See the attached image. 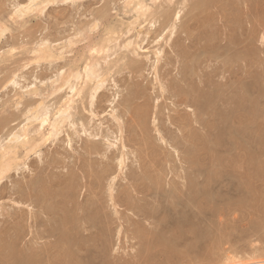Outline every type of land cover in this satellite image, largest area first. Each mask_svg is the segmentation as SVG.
<instances>
[{"label":"rangeland","instance_id":"374dc122","mask_svg":"<svg viewBox=\"0 0 264 264\" xmlns=\"http://www.w3.org/2000/svg\"><path fill=\"white\" fill-rule=\"evenodd\" d=\"M31 1L0 0V26L6 29L5 33L1 32L4 36L0 37V52L4 54L0 61V143L1 140L6 141L9 135L24 126L29 117L31 118L30 115L39 111L43 105H46L45 109L49 107L54 117L56 109L66 100L69 92L68 90L57 91L58 87L55 86L58 85H53L52 82L63 70L74 67L83 70L86 61L91 57L90 48L99 43L107 45V40L115 35L118 40L109 45L112 48V54H108L110 55L108 60L118 58L119 63L112 66L106 84L97 94L93 105L87 88H84L83 94L75 99L71 119L75 125L74 128L72 125H65L66 128L64 127L62 134L56 137L57 139L41 141L43 144L40 142L41 146L37 149V153L30 154L25 163L24 160L20 162L24 165L21 164L18 170H15L17 166L12 168L6 174V178L1 181L0 264H32L31 257L37 264H69V262L71 264H235L236 261L245 264L253 263V259H255L254 262L263 261L264 21L262 20L264 18L257 16L260 15L258 14L260 9L264 12V0H211L215 3L208 6L209 8L204 4L207 0L170 2L159 0L155 4L145 0L152 7L151 14L156 18L155 20L151 17L148 22L145 19L136 22V14L125 8L126 0H78L75 2L59 0L48 4L43 14L36 12L18 19L15 15L16 8H25ZM195 7L197 10H194ZM207 8L208 10H205ZM180 11L181 19L176 21ZM174 23H178V30H175L177 32L169 41L170 27ZM113 30L116 34L112 36L110 32ZM232 32H234L232 36L240 40H244L243 38L247 35L248 40H244L240 46H237L240 51H245L244 48L247 46L250 47L246 51L250 53V56L245 62L231 64V58L227 56L235 51H227L225 47L228 42L223 40L225 37L227 39L229 36L227 34ZM236 32L243 37L235 35ZM188 35L192 37H190L192 41L189 37L187 38ZM248 36L251 37L248 38ZM71 39L75 43L66 49L67 52L64 50V54H67L65 59L34 61L35 55L32 51L42 41L48 40L55 49L54 53L59 55L62 52L59 50L60 47L66 45ZM220 39L224 42L223 44ZM127 42L137 44V52L134 53L131 47L132 49L126 52V60L120 62L119 59L124 55L122 48ZM249 42L251 43L248 45ZM199 44H202V49ZM221 45L223 48L220 47ZM117 46L123 47L119 51ZM212 47L214 49H211ZM217 49H222L220 52L222 56L219 51L216 52ZM158 50L161 52L160 62H157L155 55ZM223 54H226L227 59ZM100 57L103 72L106 68L103 61L104 54ZM228 58L230 61H227ZM234 72L237 73L238 79ZM182 74L184 77H181ZM156 75L159 82L155 80ZM185 75L186 82L182 80L180 82L178 79L185 80ZM199 77H202L201 80ZM192 79L195 81L192 82ZM161 82L165 85L166 92H162L159 86ZM182 82L185 84L189 82L188 86ZM200 83L204 85L201 84V86ZM32 85L39 89L41 95L26 94V88ZM180 88L192 90L189 92L190 96L192 95L191 98L196 96L195 93L198 90H201L200 92L204 95L207 93L204 103L208 100L211 102L209 97L216 101L211 102H215L212 107L207 103V107L210 105L207 111L209 113L204 116V120L209 125L204 124L202 128L205 130L195 125L196 107L189 109L180 103ZM227 88H230L231 92ZM232 88L235 90L233 94ZM215 92L217 96L214 99ZM231 94L236 95V99L240 102L235 103V97L233 99ZM231 96L234 104L238 106L232 104L229 107L226 106ZM144 104L149 105L150 112ZM233 106L237 108V112L232 110ZM239 106L243 107V110ZM113 110L121 119L122 142L126 144L125 149L122 147V142H118L121 131H119V124L111 116ZM143 110H148L151 116L149 114V117L146 116L148 120L143 117L142 122L146 128L142 130L140 128L143 126L142 122V125L134 124V117ZM246 116L247 119L250 118L249 122H246ZM240 120L243 122L241 123ZM35 123L38 124V122ZM35 123L32 124L34 126H31V130L39 125ZM158 129L168 141L167 146L160 143L158 131H156ZM143 132L146 133L147 142L154 145L147 151L141 145L142 138L145 139L142 137ZM35 138L40 139L38 136ZM134 141H140L139 145L134 144ZM89 142L96 143L95 146L99 147L104 155H92L89 151L92 149ZM112 143L116 145L111 147ZM175 149L179 154L175 152ZM123 151L128 152L127 158H130L126 160L125 174L119 175V160ZM23 155L24 150L20 153L21 158ZM105 169L107 173H104ZM90 176H93L94 180L99 176L102 178L94 181ZM116 176L114 196H117L115 200L118 203H115L118 206L115 208L110 198L111 184L109 182L112 183ZM68 179L71 182H63ZM68 184L75 186L71 191V194L77 193V196L72 194L75 197L74 201L76 200L75 205L91 206L90 213L95 216L92 223L83 224L82 216L87 213L82 210L79 212L81 206L77 209L72 208L76 211L71 210L70 206L73 207L74 204L68 196L71 189V185ZM150 185L155 191L149 190ZM33 186L37 191L40 189L38 193ZM158 191L160 194L156 197L155 193ZM44 194H47L46 198ZM33 195L39 196L37 200H42V196H44L43 201L49 200L50 203L39 200L42 202L41 205L46 206L49 203L46 207L58 202L59 204L51 207L54 211H50L49 214H51L47 215L43 213V209L39 208L40 203L35 204L36 208H31L34 206L31 201L34 198ZM51 195L55 196L54 200ZM63 195L66 197L62 200ZM150 195H155V198ZM67 198L69 201L66 200ZM86 201L90 205L85 204ZM63 202L72 205L65 203L63 207ZM60 204L62 206H58ZM143 206L146 207L143 208ZM66 207L71 210H68L71 213L64 209ZM60 208L65 211L62 210V213L57 211V209L61 210ZM33 209L35 212L30 213ZM55 212H59L60 216H52L58 214ZM63 212L65 215L66 213L70 215L66 218L68 220H64L65 222ZM201 212H204L203 215ZM79 214L84 215L79 216ZM52 217H56L60 222L62 218L61 225L60 222H56V218L54 220ZM167 221L172 223L167 224ZM67 222L71 228L68 227ZM54 229L67 236H52ZM72 231H74L73 234ZM77 232L81 235H77ZM70 237L74 239L71 240ZM58 248H61V251ZM70 251L72 252L69 253ZM77 256L78 259H76Z\"/></svg>","mask_w":264,"mask_h":264},{"label":"bare ground","instance_id":"6f19581e","mask_svg":"<svg viewBox=\"0 0 264 264\" xmlns=\"http://www.w3.org/2000/svg\"><path fill=\"white\" fill-rule=\"evenodd\" d=\"M57 1H59V0H32L31 2H29V4H28V6L27 7H17L16 9V12H15V15L17 16V18L19 19H21L22 17H25L26 15H33V13L35 14L36 12L39 14H43V12H44V10H45V8L47 7V5L48 4H50V3H55V2H57ZM61 1H63V2H65V1H70V0H61ZM71 1H78V0H71ZM151 1V4L152 3H154L155 4V2L157 1H159V0H150ZM170 1H173V0H169V2ZM196 1V0H195ZM213 3H215L214 1L212 2L211 0H207V1H205L204 2V4H205V6H212V4ZM217 3V2H216ZM157 4V3H156ZM186 4V3H185ZM203 4V3H202ZM217 5V4H216ZM154 6V5H153ZM201 5H199V7H200ZM214 7H215V4L213 5ZM161 7V6H160ZM196 7H197V4H196ZM195 7V8H196ZM258 7V6H257ZM125 8H127V9H130V11L131 12H134L135 14H136V22H138L140 19H145L147 22L149 21V18H154L155 20H156V18L155 17H153V14H151V12H153L152 11V7L145 1V0H126L125 1ZM194 8V10H197V8L195 9ZM206 8V7H205ZM209 8V7H208ZM208 8L207 9H205V10H208ZM210 8H212V7H210ZM219 8V7H218ZM154 9V8H153ZM200 9V8H199ZM264 9V8H263ZM201 10H204V9H201ZM204 10V11H205ZM233 10V9H232ZM253 10V9H252ZM258 10V9H257ZM261 10L262 9H260V12L258 11V14L260 13V15L259 16H257V17H262V18H264V12H261ZM126 11V10H125ZM159 11V10H158ZM218 11V10H217ZM263 11V10H262ZM180 13H181V11L180 12H178V14H177V17H176V21H180ZM215 13V12H214ZM220 13V12H219ZM262 13V14H261ZM128 14H130V13H128ZM133 14V13H132ZM217 14V13H216ZM227 14V13H226ZM256 14V13H255ZM254 14V15H255ZM222 15V14H221ZM230 15V14H229ZM228 15V16H229ZM253 15V14H252ZM253 15V16H254ZM257 15V14H256ZM263 15V16H262ZM226 16V15H225ZM228 16H226V17H228ZM222 17V16H221ZM239 18V17H238ZM256 18V17H255ZM23 19V18H22ZM248 19V18H247ZM251 19V18H250ZM259 19V18H258ZM258 19H257V21H258ZM155 20H153V21H155ZM242 20H243V18H242ZM176 21H174V22H176ZM255 21V20H254ZM262 21H264V20H262ZM136 22H134V23H136ZM145 22V21H144ZM228 22V21H227ZM260 22V21H259ZM134 23H131V24H134ZM151 23V22H150ZM226 23V22H225ZM224 23V24H225ZM252 23V22H251ZM256 23V22H255ZM178 24V23H177ZM176 23H174L173 25H172V27H170V32H169V38H168V40L169 41H171V39L173 38V36L175 35V33L177 32H175V30L177 29V25ZM234 24V23H233ZM135 25V24H134ZM151 25V24H150ZM131 26V25H130ZM171 26V25H170ZM222 27V26H221ZM232 27V26H231ZM244 27V26H243ZM3 28H4V26H3ZM2 28V26H0V37H2V33H5L6 31V29L4 30ZM94 28H96V26L94 27ZM224 28H225V26H224ZM226 29V28H225ZM232 29V28H231ZM256 29V28H255ZM178 30V29H177ZM245 30V29H244ZM5 31V32H4ZM226 31V30H225ZM242 31V30H241ZM259 31V30H258ZM2 32V33H1ZM118 32V31H117ZM227 32H229V31H227ZM231 32V31H230ZM111 34H112V36H113V34H116V31H111L110 32ZM119 33V32H118ZM201 33H202V31H201ZM201 33H199V34H201ZM219 33V32H218ZM233 33L234 32H232V34L231 33H228L227 35H229V36H227V35H224V36H227V39H226V37H225V39L223 40V41H227L228 42V44L226 45V50L227 51H229V52H231V50L232 51H235V52H232V53H230L229 55H227V56H229V58H231V61H232V63L231 64H233V63H235V62H240V61H244L245 62V60H247V58L250 56L248 53H246V51H248L249 49L248 48H250L249 46H247L246 48H244L245 49V51L243 50V48H242V50L243 51H240L239 49H237V46H240L241 45V43L245 40H248V39H246V37H247V35H246V37L245 38H243L244 40H240V38H237V37H235V36H232L233 35ZM238 33H239V31H238ZM237 32L235 33V35L237 34V35H240V34H238ZM241 33V32H240ZM245 33V32H244ZM198 34V35H199ZM226 34V33H225ZM231 34V35H230ZM243 34V33H242ZM80 35V34H79ZM244 35V34H243ZM4 36V35H3ZM201 36H202V34H201ZM241 36V35H240ZM82 37V36H81ZM189 37V35L187 36V38ZM191 37V36H190ZM189 37V39H190V41H192L191 40V38ZM207 37V36H206ZM241 37H243V36H241ZM251 37V36H250ZM249 36H248V38H250ZM262 37V36H261ZM120 38V37H119ZM194 38V37H193ZM199 38H201L200 36H199ZM197 39V38H196ZM255 39V38H254ZM117 40H118V37H117V39H116V37H115V35H114V37H110L108 40H107V45H100V43H99V45L97 44V45H95V46H93L92 48H90L91 49V57L86 61V63H85V65H84V69L83 70H80V69H82V68H77V67H74V68H71V69H67V70H63L62 72H60L59 74H58V78L56 79V80H54L53 82H52V84L53 85H58V86H55V87H58L57 88V91L58 90H60V91H62V90H68V92H69V95H68V97L66 98V100L62 103V105L58 108V109H56L57 111H56V113L54 114V117H52V114H51V112H50V110H49V107H48V109H45L44 108V106H46V105H43V106H41L42 104H45V103H42L40 106H41V108H39L40 110L39 111H37L36 109V113H34L33 115L31 114L30 116H31V118L29 117V119L27 120V122L24 124V126H22L18 131H16L15 133H12L11 135H9V137L6 139V141L4 140H1L2 142L0 143V183H1V181L3 180V178H6V174H8V172H10L11 170H12V168H14V167H16L15 168V170L17 169H19L20 167H21V164L22 163H20L21 161H23L24 160V163H25V161L26 160H28L29 159V157H30V154H32V153H37V149L41 146V144H40V142L41 141H48V140H50L51 138L53 139V138H56L57 136H59V135H61L62 134V131L64 130V127L66 128V126L65 125H72L73 126V128H74V124L71 122L72 120V116H73V113H72V110H73V102L75 101V99L77 98V97H80L82 94H83V92H84V88H87L88 89V94L90 95V97H91V104L93 105V103H94V101H95V98H96V96H97V94H99V91L105 86V84H106V81H107V77H108V75L110 74V72H111V70H112V66H116L118 63H119V61H118V58H116L115 60H108L109 59V57H110V55H108L109 53H111V51H112V48L109 46L111 43H113V42H117ZM211 40H213L212 38H211ZM216 40H219V39H216ZM215 40V41H216ZM85 41V40H84ZM198 41H200V39L198 40ZM201 41H202V39H201ZM214 41V40H213ZM220 41L222 42V39H220ZM249 41H251V40H249ZM217 42V41H216ZM40 43V42H39ZM74 40L73 39H71V40H69L68 41V43L66 44V45H64V46H62V47H60V49L59 50H62V52L59 54V55H56L55 53H54V50L55 49H53V47L49 44V41L47 40V41H42L32 52L34 53V61H51V60H58V59H65L66 58V55L67 54H64V52L66 51V49L68 48L69 49V47H72L73 45H74ZM101 43H102V41H101ZM192 43V42H191ZM193 43H195L194 41H193ZM192 43V44H193ZM219 44H221L220 42H218ZM224 42H222V44H223ZM251 42H249V43H247L248 45L250 44ZM207 44H209V43H207ZM213 44V43H212ZM215 44V43H214ZM91 45V44H90ZM118 45V44H117ZM197 45V44H196ZM200 45V44H199ZM202 45V44H201ZM199 46L200 48L202 47V46ZM216 45H217V43H216ZM225 45V44H224ZM245 44L243 43V46H244ZM118 46H121L120 44L118 45ZM117 46V47H118ZM136 46H137V44H135L134 42H127V43H125V45H124V47L122 48V47H118L117 49H119V51H120V49L122 48L123 50H124V55H123V57L122 58H120L119 60H120V62L121 61H125L126 60V58H127V54H126V52L131 48V47H133V51H134V53H136L137 52V50H136ZM212 46V45H211ZM213 46H215V45H213ZM197 47H198V45H197ZM204 47V46H203ZM218 47V46H217ZM220 47H222V45L220 46ZM193 48V47H192ZM200 48H198V49H200ZM208 48V47H207ZM210 48V47H209ZM219 48V47H218ZM223 48V47H222ZM132 49V48H131ZM202 49V48H201ZM211 49H214V47H212ZM216 49V48H215ZM220 49V48H219ZM248 49V50H247ZM65 50V51H64ZM116 50V49H115ZM208 51V50H207ZM218 51H219V54L222 56V54L220 53L221 51H222V49L221 50H218L217 49V53H218ZM67 52V51H66ZM191 52V51H190ZM210 52V51H209ZM215 52V51H214ZM134 53H132V54H134ZM224 53H225V51H224ZM240 53H242V54H240ZM102 54H104V62H105V65H106V68H105V71H103L102 72V65H101V60H102V58L100 57ZM112 54V53H111ZM116 54V53H115ZM131 54V53H130ZM185 54V53H184ZM226 54H228V52L226 53ZM226 54L224 55L223 54V56H225L226 57V59H227V56H226ZM155 55L157 56V62H160V59H161V52L158 50V51H156L155 52ZM3 56H4V54L2 55V52H0V61L2 60V58H3ZM191 56V55H190ZM65 57V58H64ZM260 57V56H259ZM228 58V60L227 61H230V59ZM122 59V60H121ZM206 59H207V57H206ZM210 59V58H209ZM210 61H212V60H210ZM226 61V62H227ZM258 61V60H257ZM156 62V63H157ZM217 62V61H216ZM211 63V62H210ZM227 63H229L230 64V62H227ZM255 63V62H254ZM159 64V63H158ZM198 64V63H197ZM244 64V63H243ZM247 64V63H246ZM226 65V64H225ZM247 66V65H246ZM251 66V65H250ZM208 68V67H207ZM226 68V67H225ZM243 68V67H242ZM156 69V68H155ZM227 71V70H226ZM225 71V73H227ZM245 71V70H244ZM223 72V71H222ZM258 72V71H257ZM224 73V74H225ZM229 73V72H228ZM233 73V72H232ZM235 73V72H234ZM243 73V72H242ZM242 73H240V74H242ZM185 74V73H184ZM236 75H237V73H235ZM259 74V73H258ZM261 74V73H260ZM196 75V74H195ZM216 75H217V73H216ZM233 75V74H232ZM249 75V74H248ZM191 76V75H190ZM201 76V75H200ZM181 77H184L183 76V74H182V76ZM185 77H186V75H185ZM198 77V76H197ZM156 79L155 80H157L158 78H157V75H156V77H155ZM193 78V77H192ZM200 79L199 80H201V78L202 77H199ZM185 80H183L182 78H180V79H178V80H180V82H181V80L182 81H185L186 82V79H187V77L186 78H184ZM236 79H238V75H237V78ZM240 79V78H239ZM242 79V78H241ZM191 80V79H190ZM189 81V80H188ZM193 81H195L194 79H192V82ZM233 81H234V83H235V79H233ZM239 81V80H238ZM237 81V82H238ZM252 81V80H251ZM157 82H159L158 80H157ZM185 82L183 83V84H185ZM200 82H202V81H200ZM229 82V81H228ZM162 83V82H161ZM161 83L159 84V86L161 87V90H162V92H166V87H164L165 85H163V83H162V85H161ZM189 83V82H188ZM187 83V84H188ZM204 83V82H203ZM203 83H200V85L201 84H203ZM211 83V82H210ZM239 83V82H238ZM167 84V83H166ZM187 84H185V85H187ZM193 84V83H192ZM206 84V83H205ZM236 84V83H235ZM196 85H198L197 84V82H196ZM196 85H195V87H193L194 88V91H195V88H196ZM204 85V84H203ZM211 85V84H210ZM210 85L208 86V87H210ZM226 85V84H225ZM232 85V84H231ZM188 86V85H187ZM187 86H186V88H187ZM190 86H192V85H190ZM202 86V85H201ZM199 87V86H198ZM231 87H233V85L231 86ZM190 88V87H189ZM188 88V89H189ZM200 88V87H199ZM168 89V88H167ZM182 88H180V90H181ZM187 89V90H188ZM218 89V88H217ZM228 89V88H227ZM237 89V88H236ZM54 90H55V88H54ZM187 90H181L180 92L181 93H179V94H181V95H179L180 97H179V99H180V103L182 104V105H185V106H187V107H189V109H191L190 107H196V109L195 110H197V111H195L194 112V117H195V122H196V124H195V122H194V124L195 125H199L200 126V128H202V127H204V124H206L205 123V120H204V116L205 115H207L209 112H207V111H209V106L207 107V105L208 104H211V107H212V105H213V103H215L216 101L215 100H212L211 99V97H209L211 94H209V98H210V100H211V102L212 101H215V102H213V103H211V102H209V100H208V97H207V100H208V104L207 103H204V101L206 100V98H205V96H207V93H205L206 95H204V94H202V92H200L201 90H198V91H196V96L195 97H192L191 98V96H190V93L189 92H191V91H187ZM190 90V89H189ZM208 90V89H207ZM215 90V89H214ZM222 90V89H221ZM220 90V91H221ZM228 90H230V88L228 89ZM227 90V91H228ZM232 90H233V88H232ZM250 90V89H249ZM52 91V90H51ZM168 91V90H167ZM193 91V92H194ZM203 91V90H202ZM222 91H224V90H222ZM227 91H226V93H227ZM235 90H233L232 91V94L233 93H235L234 92ZM26 94L27 93H29V95H33V96H39V95H41L40 94V92H39V89L35 86V85H32V86H30V87H27L26 88ZM53 93H55V91H52ZM205 92H206V90H205ZM217 92H219V91H217ZM225 92V91H224ZM223 92V93H224ZM229 92H231V90L229 91ZM204 93V92H203ZM209 93V92H208ZM216 93V92H215ZM163 94V93H162ZM194 94V93H193ZM194 94V95H195ZM219 94H221V93H219ZM218 94V95H219ZM231 94V95H232ZM88 95V96H89ZM142 95V94H141ZM193 95V96H194ZM223 95V94H222ZM250 95V94H249ZM172 96V95H171ZM214 95H212V97H213ZM217 96V93H216V95L214 96V99H215V97ZM220 96V95H219ZM228 97H230L229 95H227ZM227 96H226V98H227ZM233 96V95H232ZM232 96H231V99H230V101L228 102V99L226 100L227 102H228V105L226 104V106L227 107H229V105L230 104H232V105H237V104H234V97H235V103H237V102H240L238 99H236V95L235 96H233V99H232ZM22 97H24V96H22ZM177 97V96H176ZM223 97H224V95H223ZM178 99V100H179ZM205 99V100H204ZM217 99V98H216ZM240 99V98H239ZM204 100V101H203ZM222 101L224 100V98L223 99H221ZM238 100V101H237ZM222 101H220L221 103H222ZM255 101V100H254ZM147 102V101H146ZM179 102V101H178ZM206 102V101H205ZM226 102V103H227ZM246 102V101H245ZM137 103V102H136ZM244 103V102H243ZM219 104V103H218ZM91 105V106H92ZM145 105V104H144ZM143 105V106H144ZM181 105V106H182ZM215 105V104H214ZM224 105H225V103H224ZM223 104H222V106H224ZM147 105H145V107H146ZM217 106V105H216ZM233 106V109L232 110H234V112H237V108H235ZM238 106V105H237ZM236 106V107H237ZM241 106H243V105H241ZM256 106V105H255ZM31 107H32V105H31ZM30 107V108H31ZM34 107V106H33ZM149 107V105L147 106V108ZM36 108V107H35ZM142 108V107H141ZM141 108L139 109V110H141ZM144 108V107H143ZM146 108V109H147ZM207 108H208V110H207ZM235 108V109H234ZM239 108H242V110H243V107H240L239 106ZM150 108H148V110H149ZM137 110V109H136ZM138 110V111H139ZM148 110L146 111V110H143V111H140L134 118H135V120H134V124H136V125H142L143 124V117H145V119H146V116H148ZM238 110H240V109H238ZM257 110H259V109H257ZM151 110H149V112H150ZM180 111V110H179ZM193 111V110H192ZM28 112V111H27ZM30 112V111H29ZM116 111L115 110H113V112H112V114H111V116L113 117V119L114 120H116V122L119 124V128H120V130L119 131H121V138H120V140L118 141V142H122L123 141V127H122V123H121V119L116 115ZM134 113H136L135 111H134ZM211 113V112H210ZM133 114V113H132ZM152 114V113H151ZM191 114V113H190ZM189 114V115H190ZM242 114V113H241ZM150 115V114H149ZM178 115V114H177ZM185 115V114H184ZM193 115V114H192ZM212 115H213V113H212ZM255 115H257V113L255 114ZM151 116V115H150ZM250 116V115H249ZM149 117V116H148ZM179 117V116H178ZM242 117V116H241ZM208 118V117H207ZM213 118V117H212ZM251 118H252V116H251ZM210 119V118H209ZM245 119L247 120H245L246 122H249L248 121V119H250V118H248L247 119V116L245 117ZM146 120H148V119H146ZM171 120V119H170ZM175 120V119H174ZM177 120V119H176ZM208 120V119H207ZM212 120V119H211ZM235 120V119H234ZM252 120H254V119H252ZM209 121V120H208ZM241 121V120H240ZM251 121V120H250ZM35 122H38V124L37 123H35ZM141 122H142V124H141ZM156 122V121H155ZM182 122V121H181ZM187 122V121H186ZM192 122H193V120H192ZM207 122V121H206ZM243 121H241V123H242ZM33 123H35V124H37L36 126H37V128L36 127H34V128H36V129H34V130H31L30 128H31V126H34V125H32ZM125 123V122H124ZM183 123V122H182ZM188 123V122H187ZM208 123V122H207ZM218 123H220V122H218ZM127 124V123H126ZM145 124H146V122H145ZM155 124V123H154ZM184 124H185V122H184ZM240 124V123H239ZM251 124H253L252 122H251ZM193 125V124H192ZM206 125H209V124H206ZM217 125V124H216ZM241 125V124H240ZM247 125V124H246ZM158 126V125H157ZM182 126H184V125H182ZM251 126V125H250ZM142 127H144V124H143V126ZM142 127H140L142 130L143 129H145L146 127H144V128H142ZM185 127H186V124H185ZM191 127V126H190ZM249 127V126H248ZM125 128V127H124ZM187 128V127H186ZM241 128V127H240ZM157 129V128H156ZM197 129V128H196ZM203 129V128H202ZM201 129V130H202ZM245 129V128H244ZM251 129V128H250ZM16 130V129H15ZM203 130H205V129H203ZM202 130V131H203ZM252 130V129H251ZM253 130H254V128H253ZM145 131H147V129L145 130ZM144 131V132H145ZM156 131H158V135H159V141H160V143H163L165 146H167V144H169L168 143V141L165 139V137L164 136H162V134H161V132H160V130L158 129V130H156ZM181 131V130H180ZM179 131V132H180ZM200 131V130H199ZM125 132V131H124ZM143 132V135H142V137H146L145 136V134L146 133H144ZM255 132V131H254ZM239 133V132H238ZM242 133V132H241ZM139 134V135H140ZM150 135V134H149ZM211 135V134H210ZM35 136H38L40 139L39 140H37L36 138H35ZM184 136V135H183ZM242 136V135H241ZM251 136V135H250ZM253 136V135H252ZM133 137V136H132ZM150 137V136H149ZM243 137V136H242ZM147 138V137H146ZM146 138L145 139H143L142 138V142H141V145H143L145 148H146V151H147V149L150 147V146H154V145H150V142H147L148 140H146ZM251 138V137H250ZM57 139V138H56ZM184 139V138H183ZM243 139V138H242ZM132 140V139H131ZM144 140V141H143ZM206 141V140H205ZM120 142V143H121ZM135 142V141H134ZM42 144H43V142H41ZM46 143V142H45ZM70 143H72V142H70ZM90 143V148H92L91 150H89V151H91V154L93 155V154H96V155H98V156H100L102 153L100 152V150L101 149H99V147H97V146H95V144L96 143H94L93 144V142H89ZM92 143V144H91ZM136 143H138V145H139V143H140V141L139 142H135L134 144H136ZM143 143V144H142ZM180 143V142H179ZM205 143V142H204ZM184 144V143H183ZM195 144V143H194ZM116 144H111V147H113V146H115ZM122 147H123V149H125L126 147H125V143L123 144V142H122ZM156 145V144H155ZM92 146V147H91ZM219 147V146H218ZM150 148H152V147H150ZM154 148V147H153ZM182 148V147H181ZM200 148H201V146H200ZM203 148V147H202ZM140 149H142V148H140ZM204 149V148H203ZM22 150H24V155H23V157L21 158V156H20V153H21V151ZM177 149H175V152H177L176 151ZM200 150V149H199ZM202 150V149H201ZM145 151V150H144ZM143 151V152H144ZM206 151V150H205ZM124 153L121 155V158H120V160H119V175H121V174H125V170H126V160L128 159V158H130V157H128L127 158V153L125 152V151H123ZM201 152V151H200ZM203 152V151H202ZM90 153V152H89ZM88 153V154H89ZM132 153V152H131ZM178 153V152H177ZM38 154H40L39 152H38ZM179 154V153H178ZM91 155V156H92ZM102 155H104V154H102ZM137 155V154H136ZM106 157H107V155H106ZM141 157V156H140ZM159 157H160V154H159ZM136 158V157H135ZM154 158V157H153ZM199 158V157H198ZM119 159V158H118ZM190 159V158H189ZM196 160V159H195ZM201 160V159H200ZM200 162V161H199ZM138 163H139V161H138ZM22 165H24V164H22ZM91 165V164H90ZM191 167V166H190ZM139 168V167H138ZM141 168H142V166H141ZM113 169V168H112ZM112 169H110V171L112 170ZM118 169V168H117ZM191 169V168H190ZM108 170V169H107ZM114 170L115 169H113V172H114ZM143 171V170H142ZM135 172V171H134ZM137 172V171H136ZM104 173H107L106 172V169H105V172ZM109 173V172H108ZM114 173H116V171L114 172ZM127 173V172H126ZM197 173V172H196ZM201 172H199V174H200ZM136 174H138V173H136ZM198 174V175H199ZM103 175V174H102ZM105 175V174H104ZM108 175V174H107ZM127 175V174H126ZM141 175V174H140ZM92 179H93V176H90ZM106 177H108V176H106ZM105 177V178H106ZM121 177V176H120ZM136 177V176H135ZM143 177V176H142ZM86 178V177H85ZM98 178H100V176L98 177ZM93 179L94 181H96V180H100V179ZM104 178V177H103ZM132 178V177H131ZM130 178V179H131ZM199 178V177H198ZM66 179V178H65ZM108 179V178H107ZM129 179V178H128ZM133 179V178H132ZM140 179V178H139ZM138 179V180H139ZM71 180V179H70ZM93 180H92V182H93ZM117 180V176L113 179V182L111 183V182H109L111 185H110V198H111V202H113V204H114V206H115V208H116V206H118V204L116 205V203H118V202H116V198L115 197H117V196H114V184H115V181ZM137 180V181H138ZM142 180V179H141ZM58 181V180H57ZM131 181V180H130ZM58 182H60V181H58ZM61 182H62V180H61ZM63 182H71V181H69V179H68V181H63ZM74 182V181H73ZM90 182H91V180H90ZM89 182V184H91ZM133 182V181H132ZM131 182V183H132ZM85 183V182H84ZM152 183H153V181H152ZM201 183V182H200ZM63 184V183H62ZM74 184H75V182H74ZM74 184H68L70 187H71V189H70V191H69V189H67V187H66V189L70 192H68L69 193V195H68V193H64L65 195H68L69 197H70V200H72V204H74L73 205V207H71L70 206V208H71V210L72 211H76V209L77 208H79L80 206H81V204L80 205H75L76 203H75V201H74V199L73 198H75L74 197V195H76L75 194V192H73L72 194H74L73 196H72V194H71V191H73L72 190V188H74L75 186H73ZM138 184V183H137ZM140 184V183H139ZM142 184V183H141ZM40 185V184H39ZM57 185V184H56ZM63 185H65V184H63ZM67 185V186H68ZM117 185V184H116ZM115 185V186H116ZM136 185V184H135ZM151 187H149V190L150 191H155V190H153V186L152 185H150ZM31 187V186H30ZM34 188H35V186H33ZM148 187V186H147ZM146 187V188H147ZM155 187V186H154ZM159 187V186H158ZM164 187V186H163ZM76 188H77V186H76ZM78 188H79V186H78ZM134 188H136V186L134 187ZM133 188V189H134ZM156 188V187H155ZM28 189H29V187H28ZM36 189V188H35ZM35 189L33 190V191H35ZM92 189V188H91ZM139 189V188H138ZM145 189V188H144ZM30 190V189H29ZM31 190V191H32ZM40 190V189H39ZM38 190V191H39ZM78 190V189H77ZM76 190V191H77ZM135 190V189H134ZM145 190H147V189H145ZM158 190V189H157ZM177 190V189H176ZM36 191H37V189H36ZM38 191H37V193H38ZM64 191V190H63ZM75 191V190H74ZM148 191V190H147ZM165 191H166V189H165ZM30 192V191H29ZM66 192V191H65ZM78 192V191H77ZM108 192V191H107ZM33 193V192H32ZM32 193H30V195L32 194ZM44 193V192H43ZM42 193V194H43ZM46 193V192H45ZM79 193V192H78ZM142 193H144V192H142ZM141 193V194H142ZM147 193V192H146ZM149 194H150V192H148ZM182 193V192H181ZM40 194V193H39ZM38 194V195H39ZM41 194V195H42ZM121 194V193H120ZM154 194V193H153ZM157 194H160L159 193V191H158V193H155V195H156V197H157ZM37 195V197H36V195H33V197L35 198V200H34V198L32 199V197L31 196H28V197H31L30 199H32L31 201L34 203L33 205L35 206V204L37 203V204H39L40 203V206H39V208L42 210H44L43 211V213H46L47 215L49 214V212L50 211H54V210H51V207H53L55 204H59V202L55 199V201L56 202H58V203H54V205H52V206H48V207H46L50 202H49V200H45L46 202H49V203H47L46 204V206H45V204H42L41 205V203L42 202H45V201H43V199H44V196H45V198H46V195L44 194V196H42L43 197V199L42 200H40V201H42V202H39V200H37V198L39 197V196H41V195H39L38 196ZM65 195H63L64 197H62V200H63V198H65L66 196ZM138 195V194H137ZM155 195L153 196H151V197H154L155 198ZM77 196V195H76ZM78 196H79V194H78ZM149 196V195H148ZM160 196V195H159ZM162 196H163V194H162ZM161 196V197H162ZM48 197H50V196H48ZM51 197H52V195H51ZM55 197V196H54ZM54 197H52L51 199L52 200H54ZM60 197V196H59ZM96 197V196H95ZM129 197V196H128ZM132 197V196H131ZM58 198V197H57ZM51 199H50V201H51ZM143 199V198H142ZM145 199V198H144ZM66 200H68V198L66 199ZM83 200V199H82ZM91 200V199H90ZM125 200V199H124ZM126 200H127V198H126ZM150 200V199H149ZM153 200V199H152ZM163 200V199H162ZM161 200V201H162ZM27 201H29V200H27ZM30 201V202H31ZM69 201V200H68ZM67 201V202H68ZM78 201V200H77ZM165 201V200H164ZM32 202H31V204H32ZM52 202H54V201H52ZM87 202V201H86ZM116 202V203H115ZM131 202H132V200H131ZM168 202V201H167ZM170 202V201H169ZM172 202V201H171ZM66 203V202H65ZM64 202H63V207L67 204H65ZM70 203V202H69ZM79 203V201L77 202V204ZM83 203V202H82ZM95 203V202H94ZM160 203V202H159ZM36 204V205H37ZM53 204V203H52ZM71 203L70 204H67V205H72ZM85 204H88V202L87 203H85ZM96 204V203H95ZM158 204V203H157ZM175 204V203H174ZM201 204V203H200ZM29 203H28V207H29ZM51 205V204H50ZM88 205H90V204H88ZM97 205V204H96ZM99 205V204H98ZM129 205V204H128ZM133 205V204H132ZM169 205V204H168ZM177 205V204H176ZM32 207L31 206V208H36L37 206H35V207ZM58 206H62V204H60V205H58ZM78 206V207H77ZM84 206V205H83ZM83 206H81V208L79 209V212H80V210H82V212H84V213H87L85 216H82L81 218L83 219V221H84V223L83 224H85V223H92V220L93 219H95V216L93 215V214H91L90 213V210H91V206L89 207V206H86V207H83ZM127 206V205H126ZM170 206V205H169ZM174 206V205H173ZM205 206V205H204ZM55 207V206H54ZM63 207H61V208H63ZM95 207V206H94ZM93 207V208H94ZM128 207V206H127ZM144 207H146V206H143V208ZM160 207V206H159ZM178 207V206H177ZM31 208H29V209H31ZM38 208V209H39ZM56 208H58V207H56ZM56 208H53V209H56ZM60 208V209H61ZM72 208H76V209H72ZM97 208H99V207H97ZM134 208H136V207H134ZM157 208V207H156ZM155 208V209H156ZM175 208V207H174ZM37 209V210H38ZM65 210H67V212L68 213H71L70 211V209H68V207H66V208H64ZM64 209H61V210H59V209H57V211H61V213H62V210H64ZM94 209H96V208H94ZM139 209H140V207H139ZM146 209V208H145ZM148 209V208H147ZM146 209V210H147ZM164 209V208H163ZM178 209V208H177ZM64 210V211H65ZM68 210H70V211H68ZM128 210H129V208H128ZM132 210H133V208H132ZM31 211V210H30ZM34 211V209L30 212V213H32ZM39 211V210H38ZM87 211H89V212H87ZM118 211V210H117ZM177 211V210H176ZM35 212V211H34ZM33 212V213H34ZM42 212V211H41ZM77 212H78V210H77ZM98 212V211H97ZM133 212V211H132ZM173 212V211H172ZM39 213V212H38ZM55 213H58V214H55V215H52V216H56V215H58V217L60 216V214H59V212H55ZM68 213H66V215L68 214ZM72 213H74V212H72ZM99 213V212H98ZM138 213V212H137ZM161 213H163V211L161 212ZM168 213H170V211L168 212ZM174 213V212H173ZM200 213V212H199ZM202 213V215H203V213L204 212H201ZM41 214V213H40ZM46 214H43V215H46ZM51 214V213H50ZM49 214V215H50ZM119 214V213H118ZM149 214H150V212H149ZM167 214V213H166ZM34 215V214H33ZM42 215V214H41ZM47 215H46V217H47ZM63 217L65 218V219H63V221L65 220H68V219H66V218H68L69 216L67 215H65V212H63ZM72 215V214H71ZM78 215V214H77ZM81 215H84V214H81ZM80 214H79V216H81ZM96 215V214H95ZM145 215V214H144ZM148 215V214H147ZM202 215H200V214H198V216H201L202 217ZM62 216V215H61ZM66 216V217H65ZM152 216V215H151ZM158 216V215H157ZM161 216V215H160ZM197 216V217H198ZM34 217V216H33ZM33 217H31V218H33ZM49 217H51V216H49ZM73 217V216H72ZM75 217V216H74ZM97 217V216H96ZM145 217V216H144ZM204 217V216H203ZM43 218V217H42ZM53 218V217H52ZM56 218V217H55ZM55 218H53L54 220H55ZM98 219H99V217H97ZM96 218V219H97ZM102 218V217H101ZM104 218V217H103ZM141 218H143V216L141 217ZM39 219V218H38ZM48 219V218H47ZM107 219V218H106ZM146 219V218H145ZM158 219V218H157ZM156 219V220H157ZM197 219H199V217L197 218ZM205 219V218H204ZM34 220V219H33ZM46 220V219H45ZM53 220V221H54ZM56 220H57V218H56ZM60 220H61V222L59 221V220H57L56 222L58 223V222H60V225H61V223H62V218H60ZM70 220H72V219H70ZM79 220L81 221V219L79 218ZM100 220V219H99ZM148 220V219H147ZM47 222H48V220H46ZM64 221V222H65ZM73 221V220H72ZM105 221V220H104ZM165 221V220H164ZM201 221V220H200ZM204 221V220H203ZM50 222V221H49ZM51 222H52V219H51ZM55 222V221H54ZM56 222L54 223V224H56ZM63 222V223H64ZM70 222V221H69ZM82 222V221H81ZM160 222V221H159ZM169 221H167V224H170V223H172V222H169ZM202 222V221H201ZM71 223V222H70ZM94 223V222H93ZM95 223L97 224V222L95 221ZM103 223V222H102ZM203 223V222H202ZM201 223V224H202ZM69 223L67 222V225H68ZM95 224V225H96ZM104 224V223H103ZM159 225V224H158ZM165 225V224H164ZM88 226V225H87ZM161 226V225H160ZM35 227V226H34ZM68 227H69V225H68ZM85 227V226H84ZM92 227V226H91ZM91 227H87L88 229H90ZM164 227V226H163ZM56 228V227H55ZM69 228H71V227H69ZM69 228L68 229H66L67 231L69 230ZM76 228H78V227H76ZM80 228V227H79ZM190 228V227H189ZM57 229V228H56ZM61 230H62V228H60ZM65 229V228H64ZM60 230V231H61ZM79 230V229H78ZM97 230V229H96ZM49 231V230H48ZM63 231V230H62ZM70 231H71V229H70ZM86 231V230H85ZM73 232L74 231H72V234H73ZM80 232V231H79ZM97 232H99V230L97 231ZM101 232V231H100ZM103 232V231H102ZM66 233V232H65ZM81 233V232H80ZM80 233H76L77 235L78 234H80ZM92 233V232H91ZM105 233V232H104ZM37 234V233H36ZM44 234V233H43ZM47 235H48V233H46ZM52 234V236L53 235H56V236H58V235H60V236H65V235H62V233H59L58 231H55V229H54V231H53V233H51ZM72 234H70V236H73ZM82 234V233H81ZM80 234V235H81ZM142 234H143V232H142ZM155 234V233H154ZM41 235V234H40ZM39 235V236H40ZM68 235H69V232H68ZM79 235V236H80ZM93 234H91V236H92ZM49 236V235H48ZM67 236V235H66ZM65 236V237H66ZM75 237H77L76 235H74ZM84 236V235H83ZM196 237V236H195ZM44 238V237H43ZM42 238V239H43ZM57 238V237H56ZM71 238V237H70ZM156 238V237H155ZM41 239V240H42ZM63 239V238H62ZM69 239V238H68ZM74 239V238H73ZM72 238H71V240H73ZM77 239V238H76ZM34 240H36L37 241V239H34ZM66 240V239H65ZM158 240V239H157ZM69 241V240H68ZM77 241V240H76ZM71 242V241H70ZM78 242V241H77ZM81 242V241H80ZM40 243V242H39ZM79 243V242H78ZM36 244H37V242H36ZM35 244V245H36ZM69 244V243H68ZM74 244V243H73ZM40 245V244H39ZM65 245H66V243H65ZM71 245V244H70ZM75 245H77V243L75 244ZM74 245V246H75ZM79 245H80V243H79ZM78 245V246H79ZM161 245V244H160ZM64 246V245H63ZM62 246V247H63ZM81 246V245H80ZM41 247V246H40ZM55 247V246H54ZM77 247V246H76ZM42 248V247H41ZM40 248V249H41ZM75 248V247H74ZM81 248H82V246H81ZM162 248V247H161ZM39 249V250H40ZM44 249H45V246H44ZM43 249V250H44ZM53 249V248H52ZM59 249V248H58ZM61 249V248H60ZM59 249V250H60ZM169 249V248H168ZM30 250V249H29ZM29 250H28V253H29ZM32 251H34L33 249H31ZM79 250V249H78ZM83 250V249H82ZM81 250V251H82ZM166 250V249H165ZM51 251H53V250H51ZM61 251V250H60ZM80 251V252H81ZM89 251V250H88ZM87 251V252H88ZM150 251V250H149ZM168 251V250H167ZM17 252V251H16ZM36 252H37V250H36ZM39 252V251H38ZM41 252V251H40ZM72 251H70L69 253H71ZM19 253V252H18ZM68 253V252H67ZM25 254V253H24ZM30 254V253H29ZM44 254H45V252H44ZM66 254V253H65ZM64 254V255H65ZM73 254H75V253H73ZM72 254V255H73ZM88 254V253H87ZM11 255V254H10ZM23 255V254H22ZM71 255V254H70ZM69 255V256H70ZM76 255V254H75ZM74 255V256H75ZM80 255V254H79ZM78 255V256H79ZM165 255H166V253H165ZM21 256V255H20ZM38 256H40V255H38ZM42 256V255H41ZM50 256V255H49ZM78 256H77V258L76 259H78ZM82 256V255H81ZM87 256V255H86ZM85 256V257H86ZM104 256V255H103ZM142 256V255H141ZM43 257H44V255H43ZM80 257V256H79ZM84 257V256H83ZM99 257V256H98ZM148 257V256H147ZM17 258V257H16ZM33 260H31V262L33 261V263H35V264H37L36 262H35V260H34V258L33 257H31ZM41 258V257H40ZM39 258V259H40ZM75 258V257H74ZM13 259H15L14 257H13ZM19 259V258H18ZM35 259H36V257H35ZM50 259V258H49ZM72 259V258H71ZM76 259H74V260H76ZM105 259H106V257H105ZM104 259V260H105ZM145 259V258H144ZM171 259V258H170ZM253 259V258H252ZM251 259V260H252ZM44 260H46V258L44 259ZM204 260V259H203ZM254 261H255V259H253ZM20 261V260H19ZM29 261V260H28ZM38 261V260H37ZM51 261V260H50ZM253 261V263H245V264H261V263H264V260L263 261H258V262H254ZM46 262V261H45ZM78 262V261H77ZM170 262V261H169ZM213 262V261H212ZM252 262V261H251ZM32 263V264H33ZM48 263H49V261H48ZM235 264L236 263H238L237 261L236 262H234ZM29 264V263H28ZM69 264H71L70 262H69ZM74 264V263H73ZM107 264V263H106ZM238 264H240V263H238ZM242 264V263H241Z\"/></svg>","mask_w":264,"mask_h":264}]
</instances>
